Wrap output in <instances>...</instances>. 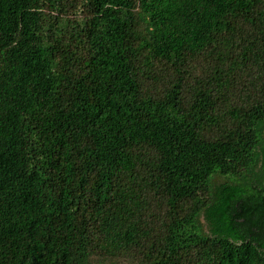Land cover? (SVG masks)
Wrapping results in <instances>:
<instances>
[{"label": "trees", "instance_id": "1", "mask_svg": "<svg viewBox=\"0 0 264 264\" xmlns=\"http://www.w3.org/2000/svg\"><path fill=\"white\" fill-rule=\"evenodd\" d=\"M0 264H264V0H0Z\"/></svg>", "mask_w": 264, "mask_h": 264}]
</instances>
